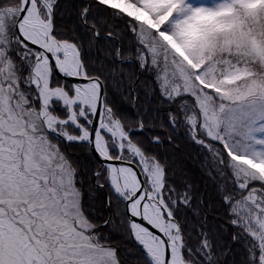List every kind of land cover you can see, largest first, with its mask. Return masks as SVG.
I'll list each match as a JSON object with an SVG mask.
<instances>
[{
	"label": "snow or ice",
	"instance_id": "snow-or-ice-1",
	"mask_svg": "<svg viewBox=\"0 0 264 264\" xmlns=\"http://www.w3.org/2000/svg\"><path fill=\"white\" fill-rule=\"evenodd\" d=\"M173 2L0 0V264H264V0Z\"/></svg>",
	"mask_w": 264,
	"mask_h": 264
},
{
	"label": "rangeland",
	"instance_id": "rangeland-1",
	"mask_svg": "<svg viewBox=\"0 0 264 264\" xmlns=\"http://www.w3.org/2000/svg\"><path fill=\"white\" fill-rule=\"evenodd\" d=\"M108 1L113 7H117L118 9L124 11L130 16L135 17L138 20H143L147 25L151 28L156 29L161 24H163L168 16L171 14L172 9L175 7L173 0H141L142 6L136 7L135 5L129 3L127 0H106ZM189 2L195 4H207L211 5L216 3L217 0H212L209 3L198 2L196 0H189ZM259 3V0H253V4ZM167 8V12L162 15L155 16L154 14L158 13L161 9ZM141 14L144 16L141 19ZM221 15L227 16L229 13H222ZM233 26L231 23H224L219 21L215 16L209 15H200L197 16L193 21L189 22L179 33V39L172 35L162 34L168 41L172 43V45L178 50L181 57L188 63H192L191 57L188 55V50L191 49L194 44H199L200 46H206L208 44V39L211 35L223 32L226 34L233 30ZM252 40L251 47L255 49L258 53L264 54L263 50H260L258 44L253 42ZM227 42V41H226ZM253 42V43H252ZM202 62V61H201ZM198 66V65H196ZM238 77V78H237ZM240 79L241 77L235 76L232 79ZM231 82V81H228ZM236 159L242 157H234ZM253 166L259 167V163L264 162H257L251 160ZM264 171V167H261ZM264 173V172H262Z\"/></svg>",
	"mask_w": 264,
	"mask_h": 264
},
{
	"label": "trees",
	"instance_id": "trees-1",
	"mask_svg": "<svg viewBox=\"0 0 264 264\" xmlns=\"http://www.w3.org/2000/svg\"><path fill=\"white\" fill-rule=\"evenodd\" d=\"M254 43L258 44V46L260 47V50L264 51V45H261L259 42H257L256 40L253 41ZM252 42V43H253Z\"/></svg>",
	"mask_w": 264,
	"mask_h": 264
},
{
	"label": "bare ground",
	"instance_id": "bare-ground-1",
	"mask_svg": "<svg viewBox=\"0 0 264 264\" xmlns=\"http://www.w3.org/2000/svg\"><path fill=\"white\" fill-rule=\"evenodd\" d=\"M105 2H107V1H105ZM144 16L141 14V18H143ZM147 216H148V209H147ZM149 244H150V246L151 247H153L154 248V246H153V244L149 241Z\"/></svg>",
	"mask_w": 264,
	"mask_h": 264
}]
</instances>
